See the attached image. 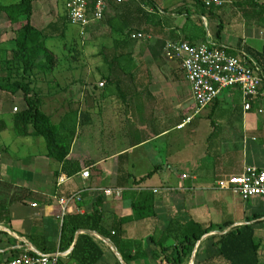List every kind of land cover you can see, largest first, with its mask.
Returning a JSON list of instances; mask_svg holds the SVG:
<instances>
[{
  "label": "crops",
  "instance_id": "crops-1",
  "mask_svg": "<svg viewBox=\"0 0 264 264\" xmlns=\"http://www.w3.org/2000/svg\"><path fill=\"white\" fill-rule=\"evenodd\" d=\"M171 1L149 0L154 7L148 9L149 5L141 0L127 4L126 24L140 31L129 41V47L124 48L120 56L122 70L113 73V83L109 80L108 66L104 65L105 57L99 55L94 59L101 64H96L98 79L88 66L89 71L84 76L60 88L59 94L51 90L44 98L43 110L45 105L51 104L58 112L54 116L47 113L55 123L61 122L66 113L78 111L77 135L68 160L80 166L79 173L63 174V165L47 156L46 143L41 138L18 142L19 148L41 149L29 157L27 166L13 161L10 158L12 147L5 145L2 136L9 129L8 123L13 127V114L5 118L0 115V120L7 123V130L0 133V233H10L20 242L13 246L9 242L4 249L0 248V264L19 257L27 249L40 254H59V264H80L71 260L70 254L78 238L85 234L83 231L77 233L73 245L65 252L61 250V235L59 244L56 243L64 223L60 220L58 200L75 197L66 215H90L101 205L103 228L109 233L119 226L120 220L133 216L132 201L125 195L135 192L155 195L156 218L124 226L128 244L124 253L131 256L127 263L110 240L91 234L105 254L99 264H115L116 257L121 258L123 264H156L151 259L155 249L149 242L151 237L164 233L171 223H186L191 219L201 223L210 221L209 211L205 216L200 215L202 209L208 208V200L204 195L199 197L196 191L216 194L210 207L217 202L218 206L231 208L238 196L219 190L218 183L243 175L247 168L264 171V85L250 112L244 110L241 92L232 89L195 116L196 104L181 65L167 61L164 52L159 51V47L168 42L199 43L193 34L195 27L187 28L183 24L182 19L190 18L188 3ZM225 2L230 7L225 13L227 29H223L220 40L216 34H208V41L256 64L264 78L263 70L251 55V51L264 52V8H236L235 1ZM138 6L143 12L136 10ZM115 14L110 8L105 20ZM203 20L207 27V19L203 17ZM234 29L241 33L242 39L230 41L225 35L232 34ZM86 35L105 39L109 47L119 41L110 37L109 28L100 23L92 25ZM138 35L144 38L139 39ZM103 83L105 87L101 88ZM224 95L230 102H222ZM201 116L208 117L212 125L206 138L198 141ZM189 118H193L191 123L186 122ZM175 132H186L192 139L180 136L169 140ZM184 163L189 169L176 174L178 166ZM155 169L158 172L152 178L137 183ZM84 170L90 172L88 180L82 178ZM61 179L64 181L59 182ZM109 190L121 191L120 197L107 196L105 192ZM186 197L196 204L188 209L189 214L182 215ZM198 199L202 201L199 203ZM16 230L29 231L31 238L37 233V243L18 235ZM47 237L55 241L49 244ZM129 241L134 242L135 247L129 248ZM102 243L115 260L106 257Z\"/></svg>",
  "mask_w": 264,
  "mask_h": 264
},
{
  "label": "trees",
  "instance_id": "trees-1",
  "mask_svg": "<svg viewBox=\"0 0 264 264\" xmlns=\"http://www.w3.org/2000/svg\"><path fill=\"white\" fill-rule=\"evenodd\" d=\"M4 1L0 0V16L5 15L12 27L14 47L11 50V57H8L0 34V101L15 103L16 98L21 97L24 107L20 111L17 108L18 112L12 116L15 136L24 139L42 138L46 143L47 156L63 165V174L72 176L80 172V166L68 160L77 135L78 111L72 110L66 113L61 122L55 123L52 117L43 110L44 93L40 88L41 83L47 84L51 90L60 87L59 83L53 87L51 80L48 79V76L52 75L59 65V55L49 47V42L56 38L53 32L57 30V26L50 24L41 30L35 27L33 23L35 6L41 0H14L13 3H6L8 0ZM49 1H56L58 6L64 4V13H60L57 21L61 22L63 28L61 39L65 40L70 25L66 9L67 0ZM91 1L93 5L94 0ZM141 1L144 5L153 7V3H148V0ZM193 1L195 2V0ZM233 1L237 7L243 9L264 8L262 0ZM129 2L118 3L111 0L104 18L100 22L101 25L109 28L110 37L119 39V41H115L113 47L104 48L101 54L105 57L104 65L108 66L111 83L114 82L113 73L122 70L120 56L124 48L129 47V41L134 40L133 36L140 31V29H130L126 24L128 11L126 6ZM227 5L225 3L222 8ZM110 8H113L116 14L109 20H105ZM136 10L143 12L140 6ZM212 10H208V12L211 13ZM223 29L224 24H220L219 31L216 33L217 40L221 39ZM75 45L76 43L72 47ZM164 46L159 47L160 53L163 52ZM107 51L109 54L106 56L104 52ZM225 51L229 55L237 56L228 50ZM70 52L74 54L75 58L80 59L81 56L76 49H71ZM110 55L115 58L111 60L108 57ZM251 55L264 72V52L251 51ZM6 130L7 123L0 120V133ZM157 169L137 183H143L152 178L158 172ZM119 178L123 177L119 176ZM126 197L132 201L133 216L120 220L119 228L114 227L109 233L103 228L101 205L90 215H66L61 229V250L63 252L69 250L78 232H90L110 240L121 253L123 260L129 261L131 256L128 257L124 253V248L128 246L125 241L124 226L128 223L155 219L156 197L147 192L129 193L125 195ZM262 219L264 220L263 215H255L243 223L207 224L193 219L186 223H171L164 233L149 239V242L155 247L151 258L156 264H190L196 252L194 264H263V259L260 256L261 244L256 240L257 227L264 223V221L259 222ZM238 224L244 225L231 229ZM227 231L229 232L226 233ZM211 234L217 235L205 240ZM205 241H211V244L208 250L201 251ZM132 246L135 247V243L129 241V248ZM203 254H206V258L198 260ZM104 255V251L95 242V239L89 234H84L76 241L70 259L80 264H99ZM117 264L120 263L117 261Z\"/></svg>",
  "mask_w": 264,
  "mask_h": 264
},
{
  "label": "rangeland",
  "instance_id": "rangeland-1",
  "mask_svg": "<svg viewBox=\"0 0 264 264\" xmlns=\"http://www.w3.org/2000/svg\"><path fill=\"white\" fill-rule=\"evenodd\" d=\"M4 1V0H3ZM14 0H8L6 3H13ZM178 3H183V1H185V3H188V12L190 13V18L188 19V21L183 20V24L186 26L187 28H190L192 26H194L195 28L193 29L194 32L193 34L195 35V41L199 42L197 45H201L202 44H206L208 43L209 39H208V34L214 35L219 31V25L220 24H225L224 29H227V22H226V18H225V13L226 11H228L230 9L229 6H226L222 9H214L212 10V12H208L207 9H203L202 6H200V4H197V1L195 0V2L193 0L189 1V0H177ZM237 1V0H236ZM5 2V1H4ZM175 0H172L171 3H174ZM149 3V0H148ZM187 5V4H186ZM233 6H236L235 3H233ZM152 6L149 5L148 8H151ZM154 7V6H153ZM158 7V6H157ZM156 7V8H157ZM158 12H161L160 9H158ZM42 12L41 14H38ZM60 13H64V4H60V6L56 5V1H49V0H41L39 1V3L36 4L35 6V16L33 19V23L35 25V27H37L39 30L46 28L47 26H49L50 24H52L53 26H57V30L53 33H55L54 35L56 36L55 39H53L51 42H49V47L51 50H53L57 55H59V65L56 69V71L48 76V79L51 80V83L53 84V87H56V83L60 84V87L52 89L54 91V93H58V91H60V88L65 87V85L71 83L72 80H77L79 78H81L82 76H84L85 72H88V66L90 67L92 73L94 74V76H96V79L99 78L98 73L96 72V67L98 65L101 64H97L94 62V59L96 60V58H98L99 55L102 54V51L104 50V48H110L108 45V41H106L105 39L99 40V39H95L93 36H84L82 37L80 35V30L74 26L69 25L68 27V33H67V38L65 40L61 39V35H62V25L61 22L57 21L58 16L60 15ZM203 17H205L207 19V27L205 25V22L203 20ZM226 22V23H225ZM94 27V26H93ZM193 28V27H192ZM0 34L2 36V40H3V46H4V50H7L8 53V57H11V50L14 47V44L12 42L13 38H14V34L12 31V27L8 21V19L6 18L5 15L0 16ZM225 35H227V37L230 38V41H234V40H239L242 39V35L239 31H237L236 29L233 30V33H226ZM224 35V37H226ZM76 45L74 47H72L73 44ZM71 49H76L77 52L79 53V55L81 56L80 59H77L74 57V54H72ZM226 50V49H225ZM108 51L104 52V55L107 56ZM239 59H242L241 55L236 54ZM97 64V66H96ZM43 76V75H42ZM72 86V85H71ZM75 87H78L77 85ZM40 88L42 89L43 93H44V98L47 97L48 92L51 91L50 87H47V84L41 83ZM189 88V87H188ZM190 91V89H189ZM226 94V93H225ZM226 98V99H225ZM80 100V98H79ZM242 103H243V97L241 98ZM223 101H229L227 99V97H225V95L223 96L222 102ZM191 105H193V101L191 100ZM24 107V104L22 102L21 97L17 98L15 100V103H7V102H2L0 101V115L3 114L2 116L5 118L6 116H8L9 114H15L14 109L18 108L19 111ZM46 113H49L51 115H57L58 112H56L54 110L53 105H45V110ZM198 123H199V127H198V141H203L206 136H207V130H209L211 128L212 125V121L208 119V117H204L201 116L198 119ZM9 129L6 133H4L2 136L5 139V145L12 147V152L10 153V158L15 161V162H19L20 164H23L24 166H27L25 163L28 162L29 164V157H31V155L33 153H36L37 151H41L40 150H33L32 147H18V142H26L27 139L24 138H18L15 136L14 132H13V127L11 124L8 123ZM179 134V135H178ZM182 134V135H180ZM180 136H182L183 138H186L188 140L192 139L191 136H189L188 133L183 132V133H177L175 132L174 134L171 135V137H169L170 139H175L176 137L179 138ZM37 138H34V140H36ZM41 140L44 142V140L41 138ZM190 144V143H189ZM14 153V154H13ZM187 155L189 153V149H187L186 151ZM186 155V156H187ZM29 167V166H28ZM25 167V168H28ZM178 170L176 171V174L181 173V172H185L187 171L189 168L187 166V164H183L181 166H178L177 168ZM195 194H197L199 197L201 196H206V200H208L207 206L208 208H204L202 209L200 215L205 216V213H208L207 211H209V213H211V216H208V219H210V221L206 222L204 221V223L210 224V223H214V224H224L225 222H235V223H243L246 222V220L248 218H253V216L255 215H263L264 218V201L260 200V199H256V200H252L248 203H244L242 201V199L240 197H236V202L234 203L233 206H231V208H223L221 206L217 205V202H214V206L210 207L211 202L213 201L214 194L211 191H196ZM233 197V196H232ZM189 197H186V202L185 204L182 206L183 207V211H182V215L183 214H189L187 211L188 209L192 208L191 206H195V204L193 203V200L188 199ZM184 200V199H183ZM192 201V202H191ZM202 201V200H201ZM200 199L197 200V202H201ZM189 216V215H188ZM200 218V217H199ZM264 221L263 219L260 220L259 222ZM240 224H238L239 226ZM9 227V226H8ZM9 229L11 231H15L13 228L9 227ZM13 229V230H12ZM16 232L18 233V235L20 236H25L27 238L28 241L32 242V243H37L36 237H39V235L37 233H34V236L31 238L32 234H28L29 231H18L16 230ZM61 230L59 233V237L58 240L56 241V243L59 244L60 241V235H61ZM30 235V236H29ZM217 235V234H216ZM215 236V235H214ZM211 236H208L205 238V240H208V238H210ZM47 243L51 244L52 242H54V238L53 237H47L46 238ZM257 242L261 244V249H260V256L262 257V261L264 264V223L260 224L257 227ZM10 245H15L17 243H20L19 240L17 238H14L10 233H0V248L1 250L4 249L6 247L7 244ZM211 241H205L204 244L201 247V251H206L209 249L210 243ZM173 243V242H171ZM102 247L105 249V252H110L108 248L105 247V245L102 243ZM199 247V245H198ZM107 258H111L112 260H115V258L113 257L112 254L107 253ZM0 258H2V255H0ZM204 258H206V254H203L202 257H200L198 260H203ZM12 259V258H11ZM14 259V258H13ZM152 259V258H151ZM109 261V260H108ZM117 261L121 263V261L118 259V257H116V263ZM154 261V260H153ZM155 262V261H154ZM127 263V262H125Z\"/></svg>",
  "mask_w": 264,
  "mask_h": 264
},
{
  "label": "built area",
  "instance_id": "built-area-1",
  "mask_svg": "<svg viewBox=\"0 0 264 264\" xmlns=\"http://www.w3.org/2000/svg\"><path fill=\"white\" fill-rule=\"evenodd\" d=\"M111 0H67L66 9L71 26L80 30L84 37L88 29L100 23L108 9ZM118 3H127L131 0H114ZM207 10L220 9L225 5L224 0H196ZM143 39V35H138ZM164 57L169 62L179 63L190 87L192 99L196 104L195 116L213 105L221 95L236 89L242 94L245 112L252 110V103L259 97L264 85V78L256 64L246 59L229 55L224 48L208 42L202 45H191L187 42H168L164 47ZM103 88L104 84H100ZM15 113L18 109H14ZM193 118L186 122L191 123ZM82 178L88 180L90 172L84 170ZM184 179L187 177L184 176ZM61 179L59 182H63ZM218 189L229 191L248 203L260 199L264 201V171L247 168L243 175L233 176L218 183ZM107 196L118 197L121 191H106ZM75 202L74 198L59 199L60 220L64 221L68 208ZM34 207H37L34 205ZM98 238V237H97ZM59 254H40L27 249L22 255L5 264H59Z\"/></svg>",
  "mask_w": 264,
  "mask_h": 264
},
{
  "label": "water",
  "instance_id": "water-1",
  "mask_svg": "<svg viewBox=\"0 0 264 264\" xmlns=\"http://www.w3.org/2000/svg\"><path fill=\"white\" fill-rule=\"evenodd\" d=\"M242 225H244V224H240L239 226H242ZM235 227H238V225H236V226L232 227L231 229H233V228H235ZM231 229H230V230H231ZM230 230H229V231H230ZM229 231H227L226 233H228ZM83 233L91 235V233H90V232H83ZM214 235H216V234H211L210 236H214ZM195 259H196V252L194 253V255H193V258H192V264H194V263H195ZM120 261H121V263L123 264V262H122V259H121V258H120Z\"/></svg>",
  "mask_w": 264,
  "mask_h": 264
}]
</instances>
